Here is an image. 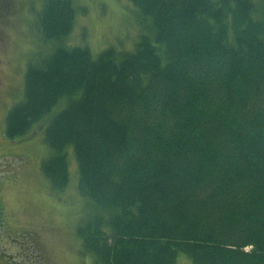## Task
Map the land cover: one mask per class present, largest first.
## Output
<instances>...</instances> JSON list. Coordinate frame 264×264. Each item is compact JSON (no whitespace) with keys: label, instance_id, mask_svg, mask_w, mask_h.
Here are the masks:
<instances>
[{"label":"trees","instance_id":"1","mask_svg":"<svg viewBox=\"0 0 264 264\" xmlns=\"http://www.w3.org/2000/svg\"><path fill=\"white\" fill-rule=\"evenodd\" d=\"M148 23L131 52L64 47L73 0H44L51 52L6 113L16 140L65 99L43 138L50 188L96 208L78 225L96 264H264V0H128ZM144 19V20H143Z\"/></svg>","mask_w":264,"mask_h":264},{"label":"rangeland","instance_id":"2","mask_svg":"<svg viewBox=\"0 0 264 264\" xmlns=\"http://www.w3.org/2000/svg\"><path fill=\"white\" fill-rule=\"evenodd\" d=\"M43 1L12 0L7 8L0 2V138L3 141L6 113L24 98L28 62L45 57L54 45L44 43L36 29V16L43 8ZM73 6L75 23L61 42L66 48L86 45L94 56L110 47L118 52H131L141 36L150 35L149 19L148 23L143 22L128 0H73ZM65 101L61 99L28 134L0 150L5 151L0 157L1 180L12 183L13 194L10 199L9 191L5 190L7 203L0 200V228L9 221L7 207L16 214L11 223L20 229L9 239L0 240L12 264H96L93 254L82 252L76 236L75 228L94 215L96 208L78 193V166L72 146L64 150L69 181L63 191L51 189L40 168L41 161L55 153L44 141L43 131L65 106ZM0 185L3 191L5 184L2 186L0 182ZM176 258V264H192L185 254Z\"/></svg>","mask_w":264,"mask_h":264},{"label":"flooded vegetation","instance_id":"3","mask_svg":"<svg viewBox=\"0 0 264 264\" xmlns=\"http://www.w3.org/2000/svg\"><path fill=\"white\" fill-rule=\"evenodd\" d=\"M0 2L3 4V6L4 7H9V6H11V2H12V0H0ZM3 136H4V134H3ZM6 138V137H5ZM5 141H3L2 140V138H0V150H2V148H5V149H7L6 148V146H10L11 145V143L14 141V140H10V139H8V138H6V139H4ZM4 152L5 151H1L0 152V157H2L3 155H4ZM3 172L2 171H0V180H1V174H2ZM13 173L14 172H12V175H13ZM14 177H15V175H13ZM10 179V178H9ZM8 179V180H9ZM12 179V178H11ZM12 182H13V184L15 183L14 182V180L12 179L11 180ZM1 183H2V186H3V188L2 189H4L3 191H0V200H2L3 202H5V200H6V191H9V192H7L8 193V195H9V197H10V199L12 198V192H11V186H12V183L11 182H9V183H6V182H4V181H0ZM0 188H1V185H0ZM1 190V189H0ZM6 190V191H5ZM5 203H7V202H5ZM5 209L7 210V212L9 213L8 214V222H6L7 223V225L6 226H4V228H0V240L1 239H9L10 237H11V235L13 234V233H18L19 231L18 230H20L19 229V226L18 225H15L14 223H11L14 219H15V212H13V211H11V210H8V208L7 207H5ZM13 225V226H15V227H9L10 225ZM18 226V227H17ZM12 228V230L10 231V229ZM5 245L3 244V243H1V246H0V264H12L11 263V261H9V259L7 258V255H6V252H5V250H4V247Z\"/></svg>","mask_w":264,"mask_h":264}]
</instances>
